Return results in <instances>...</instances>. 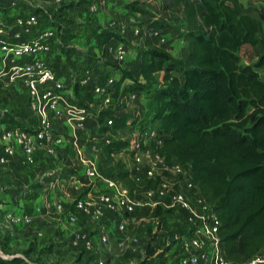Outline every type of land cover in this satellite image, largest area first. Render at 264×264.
I'll return each mask as SVG.
<instances>
[{"label": "built area", "instance_id": "1", "mask_svg": "<svg viewBox=\"0 0 264 264\" xmlns=\"http://www.w3.org/2000/svg\"><path fill=\"white\" fill-rule=\"evenodd\" d=\"M101 1L0 0V104H11L12 116L20 123L0 116V171L14 164L25 174L30 184L22 186L20 195L31 204L29 211L3 218L15 226L30 227L46 209L63 217L60 229L68 235L70 249L93 253L106 246L111 236L118 244L129 221L139 223L149 216L158 221L165 215L175 227L166 231L165 252H161L167 264H264V253L242 262L226 257L217 213L190 179L188 169L155 151L154 145L164 138L156 126L130 124L115 133L99 132L101 111L112 110L101 123L110 128L113 117L140 96L117 92L112 68L99 65L102 59L123 63L129 54L122 39L111 38L101 47L91 35L93 24L120 38L126 35L129 17L125 10L118 18L94 23ZM67 27L73 35L64 41ZM75 85L90 97L87 106L77 104ZM113 140L126 142L113 155L126 165L135 184L132 191L122 181L99 172L100 146ZM49 162L61 166L49 169ZM63 168L73 172L63 176ZM146 180L156 184L141 186ZM33 183L39 185L30 188ZM33 191L36 197L27 196ZM79 221L80 228L66 226ZM168 252L172 262L167 261ZM96 264H104L103 259Z\"/></svg>", "mask_w": 264, "mask_h": 264}, {"label": "trees", "instance_id": "2", "mask_svg": "<svg viewBox=\"0 0 264 264\" xmlns=\"http://www.w3.org/2000/svg\"><path fill=\"white\" fill-rule=\"evenodd\" d=\"M173 1L183 5V16L176 24L170 19L163 24L149 12L152 7L146 0L123 5L127 15H150L152 19L136 25L145 33L143 45L136 48L141 78L137 80L118 64H112L117 66L111 73L115 74L117 92L147 96L141 114L115 116L110 128L101 123L112 110L101 111L98 130L115 133L130 124L156 126L164 138L154 145L155 151L188 169L190 179L217 213L226 257L242 262L264 253V75L257 70L264 65V28L260 20L243 12L240 0ZM259 15L264 18V6H260ZM92 26L91 35L101 47L114 37L124 41L116 32ZM165 26L180 29L178 36L188 50L184 65L160 47V36L154 31ZM72 35L67 27L62 38L67 41ZM243 44L262 46L254 63L240 62L238 51ZM74 95L80 106L91 101L78 85ZM114 107L119 109V103ZM8 109H0L1 118L20 125L12 116L13 107ZM125 145L121 140L102 144L98 169L102 176L120 180L132 191L135 184L126 165L113 155ZM72 172L63 168L61 175ZM155 184L146 180L141 186ZM38 185L33 183L30 188ZM27 196L34 198L36 193ZM149 235L146 259L140 264H152V259L163 256L154 257V235ZM9 241L8 234L0 240L3 252ZM0 264L38 263L24 255L0 254Z\"/></svg>", "mask_w": 264, "mask_h": 264}, {"label": "rangeland", "instance_id": "3", "mask_svg": "<svg viewBox=\"0 0 264 264\" xmlns=\"http://www.w3.org/2000/svg\"><path fill=\"white\" fill-rule=\"evenodd\" d=\"M262 1L264 2V0ZM109 3L112 7H107L105 5L104 8L102 7L101 12L104 14L108 13L112 18H118V15H114L115 10L113 8L124 10L123 5L126 2L123 0H109ZM244 3L247 5L246 0H244ZM258 6L260 7L263 5L258 4ZM151 7L152 8L149 12L156 16L157 13L155 9L152 5ZM133 15L129 14L126 16V18L129 17L126 27H132V32L134 27H137L136 25L139 24L140 20L146 23L152 19L150 15ZM94 23L98 24L97 18L94 19ZM138 34L135 33L134 35ZM123 39L126 40V35H124ZM138 46L139 44L135 42L134 45H132L134 49ZM129 49L132 48L129 47ZM257 56L258 55L247 57L241 54L240 62L242 64H244V62L254 63ZM102 60L103 61L99 63L100 67H103L104 65H109L111 68H113V66H117L112 65L113 60L111 62H108L107 59ZM135 67L136 65L133 66V69H136ZM257 70L261 74H264V67ZM146 96L147 93L140 95L137 101H135V103L133 102L135 105H131L126 108L125 112L131 116L136 111H142L143 108H139V106L140 104H145ZM0 105H2L0 109L11 108V104ZM97 159L100 160V155ZM48 164L49 169H56L58 166H61L60 162H49ZM28 184H30V182L27 178H25V174L17 168L5 166L4 169L0 171V219H2L0 220V240L3 239L6 234L12 238V243L8 244L5 249L6 252H3L0 247V254L2 256L10 257L12 254L24 255L29 261L36 262L38 264H96L99 259H103L104 264H140L144 259H146V246L149 242V238L151 237L149 234L154 235V240L151 243V246L155 248L154 257H156L161 252H165V246H163V244L168 237L166 231L169 232L170 229H175L174 225L172 226L174 221H172L171 218H168V216L162 215L158 221L149 216L146 217L144 221H140L139 223H132L129 221L127 229L118 238V244L115 242L114 236H111L109 243L102 247L99 251L93 253H78L66 245L68 242V235L60 229V224L64 223L61 215H53L50 211L43 209V214L33 219L30 227L23 225L15 226L9 218H2L5 215L18 213L21 210V212L30 210V202L20 195L24 189L22 186H26ZM85 192L86 190L84 189L83 193ZM80 223L81 221L74 226H66L67 228L77 229L81 227L79 225ZM135 228L138 229L136 234ZM87 230L91 233H94L95 231V229L90 226H87ZM39 232L41 235H37ZM59 235H61V237H59ZM49 250L51 251L48 252ZM166 257H168L167 261H173L172 253L168 252V256L166 254ZM161 259L165 261V264H167L164 256L155 260L152 259L151 263L159 264V260Z\"/></svg>", "mask_w": 264, "mask_h": 264}, {"label": "crops", "instance_id": "4", "mask_svg": "<svg viewBox=\"0 0 264 264\" xmlns=\"http://www.w3.org/2000/svg\"><path fill=\"white\" fill-rule=\"evenodd\" d=\"M146 1H147V3H149L150 5L153 6V8L155 9V11L157 13L156 18H159L163 24H166L169 19L174 24L180 22V20L183 16V5L181 3H175L173 0H146ZM240 2L243 4V12L253 16L254 18H256L258 20H260V22L264 28V18H262V19L260 18V15H259V8L260 7L258 6V4H262L264 6V2L262 0H246L247 5H245L244 0H240ZM101 4H102L101 6L103 8L105 5L107 7L110 6L109 0H103V1H101ZM110 7H112V6H110ZM113 9L115 10L114 15H118L121 13L120 11H123L122 9L120 10L118 8H113ZM141 16H143V15H141ZM96 18H97L98 23H103L105 19L110 18V15L108 13L104 14L103 12H100ZM103 18H105V19H103ZM131 18L133 19L132 16H131ZM136 28H138V26ZM154 32L157 33L160 37H162L164 39V41L162 43H160V47L162 49H164L167 53H169L179 64L184 65L186 57L188 55V50L186 48L185 42L182 39V37L178 36L180 29H177V28L172 27V26H165L163 28L156 29ZM134 34L135 33L132 32V27H130V28L127 27L126 40L124 39V41L132 49H129V54L125 58V61L123 63L118 64V65H121L123 68L130 70L132 72V74L134 75V77L137 80H139L141 78V75H140V71L137 67V65H138L137 51H136V48L134 49L132 47V45H134V42H135V43L139 44L138 47L142 46L143 42H144L145 33H144V31H141V32L139 31L138 35H134ZM262 51H263V48L260 44H256L254 46H252L250 44H243L239 48L238 54H239V56L241 54H243V56L253 57V56L259 55ZM112 63H113V61H112ZM244 64H249V63L244 62ZM134 65H136V67H135L136 69H133ZM262 67H264V65ZM130 104L132 106L135 105V104H133V102ZM140 107L143 108V104H140L139 108ZM139 112H141V111H139ZM124 113H126V112H124ZM10 166H12L13 168H16L14 166V164H9L7 167H10ZM8 171H10V170H8ZM0 220H2V219H0ZM21 235H23V234H21ZM11 243H12V238L10 237L9 244H11Z\"/></svg>", "mask_w": 264, "mask_h": 264}]
</instances>
